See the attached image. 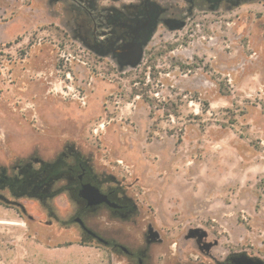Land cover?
Segmentation results:
<instances>
[{
  "label": "rangeland",
  "instance_id": "rangeland-1",
  "mask_svg": "<svg viewBox=\"0 0 264 264\" xmlns=\"http://www.w3.org/2000/svg\"><path fill=\"white\" fill-rule=\"evenodd\" d=\"M131 1L0 0V174L80 158L131 205L86 210L68 172L43 198L0 187V264L264 260V0H155L136 65L81 37Z\"/></svg>",
  "mask_w": 264,
  "mask_h": 264
},
{
  "label": "flooded vegetation",
  "instance_id": "flooded-vegetation-1",
  "mask_svg": "<svg viewBox=\"0 0 264 264\" xmlns=\"http://www.w3.org/2000/svg\"><path fill=\"white\" fill-rule=\"evenodd\" d=\"M210 1H213L214 4H216L215 1L219 2L220 0ZM228 1L237 3L240 0ZM164 12L165 11L155 0H138L136 2L131 1L125 4L123 8L113 7L103 9L100 12L91 11V23L84 27L81 26V37L85 44L92 48L94 51L101 54L113 53V55L121 64H127L128 62H132L134 60V57L136 59L137 56H139L140 52H143L144 46L152 37V29L156 24L158 16H160ZM98 23L109 27V29L104 30L105 33L101 36L97 34ZM79 182L81 183L80 188L83 183L90 182L86 178L85 171H83L82 174H79ZM105 193L108 194V197L111 201L118 203V205L110 206L105 202L100 205L90 206L88 205L86 199L80 196L79 197L85 203L86 210H93L103 205L121 213L130 209V203L126 200L121 199L114 190H109ZM78 218L81 217H76L75 220L80 223L82 228L88 234L93 237H99L96 232H93L92 230L87 228V225L85 224L83 218H81L82 222L78 220ZM128 253L132 254L131 251H128ZM243 254L248 255L247 253H239L230 256L229 260L231 264H238V261L240 259L239 257ZM133 264L155 263L143 262L142 259H139L137 263Z\"/></svg>",
  "mask_w": 264,
  "mask_h": 264
},
{
  "label": "trees",
  "instance_id": "trees-1",
  "mask_svg": "<svg viewBox=\"0 0 264 264\" xmlns=\"http://www.w3.org/2000/svg\"><path fill=\"white\" fill-rule=\"evenodd\" d=\"M84 162L78 158L75 165L67 162V158L61 155L53 162H48L43 167L36 169L31 164H25L22 167V172L19 175L10 176L3 172L0 174V187L10 186L11 190L16 195H30V196H52L56 192H48L49 188L58 180L62 175L68 172L70 177L79 176L77 171L85 168ZM75 185V186H74ZM76 182H72V187L77 186ZM0 203H3L0 201Z\"/></svg>",
  "mask_w": 264,
  "mask_h": 264
},
{
  "label": "water",
  "instance_id": "water-1",
  "mask_svg": "<svg viewBox=\"0 0 264 264\" xmlns=\"http://www.w3.org/2000/svg\"><path fill=\"white\" fill-rule=\"evenodd\" d=\"M143 52L139 53V56L132 62H128L127 64L136 65L139 63V61L142 58ZM79 196L86 199L88 202V205L90 206H96L100 205L102 203H108L110 206H117L118 203L113 202L109 199L108 194L103 192L98 186L91 182L83 183L80 190H79ZM82 222L81 218H78ZM126 249V248H125ZM128 250V249H126ZM238 264H264V260L262 259H255L253 257H250L246 254H243L239 257Z\"/></svg>",
  "mask_w": 264,
  "mask_h": 264
},
{
  "label": "bare ground",
  "instance_id": "bare-ground-1",
  "mask_svg": "<svg viewBox=\"0 0 264 264\" xmlns=\"http://www.w3.org/2000/svg\"><path fill=\"white\" fill-rule=\"evenodd\" d=\"M6 221H7V220H6ZM15 223H17V222H15ZM15 223H14V224H15ZM20 223H21V222H20ZM22 223H24V222H22ZM4 224H5V223H4Z\"/></svg>",
  "mask_w": 264,
  "mask_h": 264
},
{
  "label": "built area",
  "instance_id": "built-area-1",
  "mask_svg": "<svg viewBox=\"0 0 264 264\" xmlns=\"http://www.w3.org/2000/svg\"><path fill=\"white\" fill-rule=\"evenodd\" d=\"M96 131V130H95ZM98 131V130H97Z\"/></svg>",
  "mask_w": 264,
  "mask_h": 264
}]
</instances>
